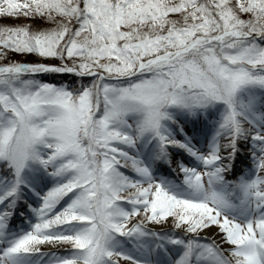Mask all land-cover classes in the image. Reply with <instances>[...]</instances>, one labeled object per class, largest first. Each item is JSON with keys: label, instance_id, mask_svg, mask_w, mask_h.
<instances>
[{"label": "snow or ice", "instance_id": "snow-or-ice-1", "mask_svg": "<svg viewBox=\"0 0 264 264\" xmlns=\"http://www.w3.org/2000/svg\"><path fill=\"white\" fill-rule=\"evenodd\" d=\"M0 264H264V0H0Z\"/></svg>", "mask_w": 264, "mask_h": 264}, {"label": "trees", "instance_id": "trees-1", "mask_svg": "<svg viewBox=\"0 0 264 264\" xmlns=\"http://www.w3.org/2000/svg\"><path fill=\"white\" fill-rule=\"evenodd\" d=\"M27 60H32V59H34L33 57H28V58H26Z\"/></svg>", "mask_w": 264, "mask_h": 264}]
</instances>
